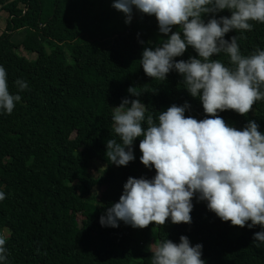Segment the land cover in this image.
Returning <instances> with one entry per match:
<instances>
[{"label": "trees", "instance_id": "trees-1", "mask_svg": "<svg viewBox=\"0 0 264 264\" xmlns=\"http://www.w3.org/2000/svg\"><path fill=\"white\" fill-rule=\"evenodd\" d=\"M78 0H0L7 13L0 34V65L7 72L11 94H18L11 114L0 110V235L6 237L7 261L0 264H152L145 249L154 238L179 242L181 224L169 219L164 225L134 228L123 221L118 227L99 222L107 208L118 202L128 177L152 178L154 168L140 161V137L133 142L135 159L126 166L111 163L106 142L114 133L112 114L123 98L134 99L126 89L134 86L154 119L175 104L190 105L185 115L205 118L202 103L185 88L175 70L165 81L145 75L142 51L159 46L167 37L159 32L154 16L135 10L130 23L117 22L118 32L97 36L83 32ZM225 9L216 16H230ZM205 15V22L209 19ZM251 31L232 30L242 55L264 50V23L250 21ZM122 26V27H119ZM29 30L41 38L29 58L13 33ZM172 31H181L179 27ZM197 53L189 46L176 60ZM225 66L227 54L212 57ZM26 83L20 90L16 81ZM229 125L242 129L254 120L264 132V100L247 116L227 110L218 113ZM158 122V121H157ZM146 127V124H145ZM105 165L95 177L91 162ZM95 187L106 192L97 194ZM99 195V196H98ZM191 218L195 229L209 241L202 247L205 264H264V244L253 241L262 229L238 227L219 219L206 201L193 198ZM91 221L79 226L78 216ZM105 233L95 241L92 232Z\"/></svg>", "mask_w": 264, "mask_h": 264}, {"label": "clouds", "instance_id": "clouds-1", "mask_svg": "<svg viewBox=\"0 0 264 264\" xmlns=\"http://www.w3.org/2000/svg\"><path fill=\"white\" fill-rule=\"evenodd\" d=\"M112 6L130 23L133 8L156 18L167 39L146 47L140 58L145 75L165 81L175 70L192 97H198L203 119L186 116L187 102L146 116L147 107L134 86L114 107L113 130L119 137L106 142V156L117 166L135 159L133 142L140 137V161L154 168L152 178L128 177L118 202L101 215L102 226L118 227L123 221L134 228L150 224L192 222L193 198L206 201L221 221L233 226H259L253 241L264 244V132L254 120L242 129L229 125L218 113L231 110L242 116L264 100V50L242 55L232 30L251 31L250 21L264 23V0H113ZM230 16H216L223 10ZM209 15L207 22L203 19ZM179 27L181 31H172ZM191 46L197 56L176 60ZM227 54L225 66L212 57ZM20 90L26 83L17 80ZM21 97L11 94L7 72L0 65V110L11 114ZM158 121V122H157ZM146 124V127H145ZM5 194L0 191V200ZM152 264H205L202 245L181 235L175 243L165 239L151 249ZM6 237L0 235V262L7 261Z\"/></svg>", "mask_w": 264, "mask_h": 264}, {"label": "rangeland", "instance_id": "rangeland-1", "mask_svg": "<svg viewBox=\"0 0 264 264\" xmlns=\"http://www.w3.org/2000/svg\"><path fill=\"white\" fill-rule=\"evenodd\" d=\"M113 0H78V14L83 21V32L87 33L89 36H97L103 31H108L110 33L118 32L116 30L115 24L117 22L125 23L124 13L116 10L112 6ZM136 10V9H135ZM135 17V12L133 8V16ZM7 13L3 10L0 11V34L5 28ZM127 24V23H126ZM122 27V26H119ZM26 38V41L22 43L21 41ZM12 40L15 42H21L23 44L22 53L23 55L33 58L35 56L34 50L40 45L41 38L29 30H20L13 33ZM128 89H126V94H129ZM114 108L113 102H108ZM91 172L95 177L102 174L105 165L103 163L94 160L91 162ZM97 194L101 195L106 192L103 187H95ZM98 195V196H99ZM91 221L89 218H84L82 215L78 216L79 226ZM182 228V235L187 236L190 243L195 245L197 243L201 244L202 247L207 246L209 241L201 236L195 226L197 222L192 219L190 224L180 223ZM92 236L95 241L101 239L105 236V233L92 232ZM158 243L157 239L154 238L149 244L145 245V249L151 250L155 244Z\"/></svg>", "mask_w": 264, "mask_h": 264}]
</instances>
